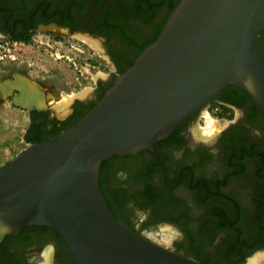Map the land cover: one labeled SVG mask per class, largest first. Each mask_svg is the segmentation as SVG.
Returning a JSON list of instances; mask_svg holds the SVG:
<instances>
[{
  "label": "flooded vegetation",
  "instance_id": "obj_1",
  "mask_svg": "<svg viewBox=\"0 0 264 264\" xmlns=\"http://www.w3.org/2000/svg\"><path fill=\"white\" fill-rule=\"evenodd\" d=\"M178 1L0 0V38L26 42L55 27L94 41L111 65L64 118L28 109L23 142L47 140L89 111ZM257 41L264 51V30ZM213 106L229 118L207 130L202 112ZM154 149L115 155L100 166L99 189L121 224L202 264H245L264 250V114L243 90L224 87ZM45 254L50 264H73L46 226L22 228L0 242V264H41Z\"/></svg>",
  "mask_w": 264,
  "mask_h": 264
},
{
  "label": "water",
  "instance_id": "obj_2",
  "mask_svg": "<svg viewBox=\"0 0 264 264\" xmlns=\"http://www.w3.org/2000/svg\"><path fill=\"white\" fill-rule=\"evenodd\" d=\"M263 30L264 0H179L89 111L0 167V242L38 225L57 232L73 264H202L121 224L101 194L99 169L115 155L155 152L228 85L264 114ZM86 98H69L65 116Z\"/></svg>",
  "mask_w": 264,
  "mask_h": 264
},
{
  "label": "rangeland",
  "instance_id": "obj_3",
  "mask_svg": "<svg viewBox=\"0 0 264 264\" xmlns=\"http://www.w3.org/2000/svg\"><path fill=\"white\" fill-rule=\"evenodd\" d=\"M91 43L86 38L55 27L41 29L20 45L17 61L3 63L0 69V167L27 147L22 140L27 128L24 112L27 107L48 108L52 116L62 119L66 114L63 104L69 98L82 94L88 98L96 77L107 75L111 70L106 56ZM5 81L17 83L19 87L2 88ZM25 81L39 87L38 97L44 100L43 106L37 107L32 103L33 93L25 91ZM51 107L56 113L49 109ZM214 108H203L200 125L207 130L218 128L220 122L229 118L219 112V108L217 111ZM256 255L258 260L251 263L250 259ZM49 262L50 257L45 254L41 264ZM245 264H264V250L254 253Z\"/></svg>",
  "mask_w": 264,
  "mask_h": 264
},
{
  "label": "built area",
  "instance_id": "obj_4",
  "mask_svg": "<svg viewBox=\"0 0 264 264\" xmlns=\"http://www.w3.org/2000/svg\"><path fill=\"white\" fill-rule=\"evenodd\" d=\"M24 42L12 40L9 38H0V69L5 62L17 61L20 57V45ZM217 111V108H214Z\"/></svg>",
  "mask_w": 264,
  "mask_h": 264
},
{
  "label": "crops",
  "instance_id": "obj_5",
  "mask_svg": "<svg viewBox=\"0 0 264 264\" xmlns=\"http://www.w3.org/2000/svg\"><path fill=\"white\" fill-rule=\"evenodd\" d=\"M27 82H29V81H27ZM36 85V84H35ZM14 86H17V87H19V85L16 83V84H13L12 82H10V81H5L4 83H3V85H2V88H6V87H9V88H12V87H14ZM25 86H26V81H25ZM36 88H34V89H28L27 88V86H26V89H25V91H27V92H30V93H33V97H32V103L35 105V106H37V107H41V106H39L38 104H36V99H39V97H38V94H39V87L36 85L35 86ZM43 104H44V101H43ZM26 111H28V109H26L24 112H26ZM26 114V113H25Z\"/></svg>",
  "mask_w": 264,
  "mask_h": 264
},
{
  "label": "bare ground",
  "instance_id": "obj_6",
  "mask_svg": "<svg viewBox=\"0 0 264 264\" xmlns=\"http://www.w3.org/2000/svg\"><path fill=\"white\" fill-rule=\"evenodd\" d=\"M88 40H89V39H88ZM89 41L92 42V43H94V45L96 46V43H95L94 41H91V40H89ZM92 43H91V44H92ZM94 45H93V46H94ZM26 86H27L28 89H34V88H36V87H35L36 85H35L34 83H32V82H27V81H26ZM35 101H36V104H38L39 106H41V105L43 106V101H44V100H43L42 98L36 99ZM64 104H65V103H64ZM64 104H63V105H64ZM63 109H64V111H65V107H64ZM256 260H258L257 255L255 256V258H251V259H250V262H251V263H255Z\"/></svg>",
  "mask_w": 264,
  "mask_h": 264
},
{
  "label": "trees",
  "instance_id": "obj_7",
  "mask_svg": "<svg viewBox=\"0 0 264 264\" xmlns=\"http://www.w3.org/2000/svg\"><path fill=\"white\" fill-rule=\"evenodd\" d=\"M175 4H176V3H175ZM165 20H166V19H165ZM164 22H165V21H164ZM163 24H164V23H163ZM158 32H159V31H158ZM157 34H158V33H157ZM132 63H133V61L129 64V66H130ZM122 72H123V71H122ZM93 105H94V104H93ZM93 105H92V106H93ZM92 106H91V107H92ZM91 107H90L88 110H90ZM82 116H83V115H82Z\"/></svg>",
  "mask_w": 264,
  "mask_h": 264
}]
</instances>
